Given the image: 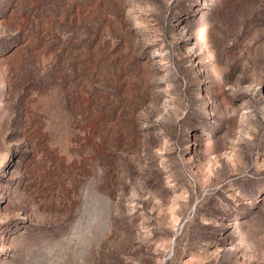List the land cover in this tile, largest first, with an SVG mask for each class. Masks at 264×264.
Returning a JSON list of instances; mask_svg holds the SVG:
<instances>
[{"label":"rangeland","instance_id":"obj_1","mask_svg":"<svg viewBox=\"0 0 264 264\" xmlns=\"http://www.w3.org/2000/svg\"><path fill=\"white\" fill-rule=\"evenodd\" d=\"M93 176L89 264H264V0H0V264Z\"/></svg>","mask_w":264,"mask_h":264},{"label":"clouds","instance_id":"obj_2","mask_svg":"<svg viewBox=\"0 0 264 264\" xmlns=\"http://www.w3.org/2000/svg\"><path fill=\"white\" fill-rule=\"evenodd\" d=\"M98 182L95 176L83 181L75 216L64 231L24 241L26 264H89L113 223L111 199L101 194Z\"/></svg>","mask_w":264,"mask_h":264}]
</instances>
